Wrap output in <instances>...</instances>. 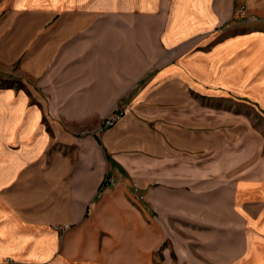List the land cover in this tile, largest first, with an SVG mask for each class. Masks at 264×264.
Instances as JSON below:
<instances>
[{
  "label": "crops",
  "instance_id": "1",
  "mask_svg": "<svg viewBox=\"0 0 264 264\" xmlns=\"http://www.w3.org/2000/svg\"><path fill=\"white\" fill-rule=\"evenodd\" d=\"M238 2L0 0V65L41 86L0 89V264H264V0Z\"/></svg>",
  "mask_w": 264,
  "mask_h": 264
},
{
  "label": "rangeland",
  "instance_id": "2",
  "mask_svg": "<svg viewBox=\"0 0 264 264\" xmlns=\"http://www.w3.org/2000/svg\"><path fill=\"white\" fill-rule=\"evenodd\" d=\"M234 12L235 13H234L233 21H236V22L245 21V23H248V21H252L253 18H256L255 13L249 8V6L245 2L243 3V0H239ZM242 30H245V29L242 27H239L238 29L231 30V33L239 32ZM39 80H40L39 78L37 77L34 78L31 75L28 76L27 73H24L21 70H19L17 65H14L10 69H8L7 67H4L3 65H0V89H7V88H13L15 90L24 89L27 96L29 97V102L38 104L41 110V86H39ZM222 102L226 107L232 103L231 101H228V100H223ZM116 110L123 111V109L120 107L115 109V111ZM242 110L245 111V108H243ZM115 111H113V113ZM247 111L248 113L251 112L253 128L259 131L264 136V115L261 112V110L257 108H252L251 111L249 110ZM113 113H111V115ZM106 119L102 123L103 127H105L104 122L106 121ZM107 179H111V178H105L103 183L105 185H111L105 182ZM165 246H166V242L162 244L161 249ZM158 256H159V259H161L162 256H161L160 251H158ZM173 258H175L174 254H173Z\"/></svg>",
  "mask_w": 264,
  "mask_h": 264
},
{
  "label": "built area",
  "instance_id": "3",
  "mask_svg": "<svg viewBox=\"0 0 264 264\" xmlns=\"http://www.w3.org/2000/svg\"><path fill=\"white\" fill-rule=\"evenodd\" d=\"M241 14H242V12H241ZM123 111H121V110H116L110 117H108L107 119H106V121L104 122V125H105V127H111V126H113L117 121H119L120 119H121V117L123 116ZM107 184H114V181H113V179H107L106 181H105ZM57 230H59V231H63V230H65V229H67V226H56L55 227Z\"/></svg>",
  "mask_w": 264,
  "mask_h": 264
}]
</instances>
